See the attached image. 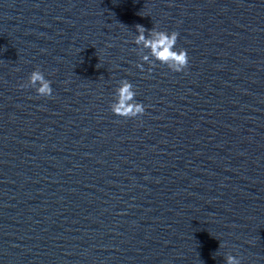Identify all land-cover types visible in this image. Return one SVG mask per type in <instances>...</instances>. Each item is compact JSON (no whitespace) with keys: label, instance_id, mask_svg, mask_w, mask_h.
I'll use <instances>...</instances> for the list:
<instances>
[{"label":"water","instance_id":"1","mask_svg":"<svg viewBox=\"0 0 264 264\" xmlns=\"http://www.w3.org/2000/svg\"><path fill=\"white\" fill-rule=\"evenodd\" d=\"M138 24L186 67L142 60ZM229 256L264 264V0H0V264Z\"/></svg>","mask_w":264,"mask_h":264},{"label":"clouds","instance_id":"2","mask_svg":"<svg viewBox=\"0 0 264 264\" xmlns=\"http://www.w3.org/2000/svg\"><path fill=\"white\" fill-rule=\"evenodd\" d=\"M137 30L139 33L136 38L137 42L145 44L148 48V52L143 54L142 60L166 64L176 72L182 71L186 67L188 63L187 50L175 47L179 35L177 32L153 29L150 30V36H145V29L139 24ZM153 46L155 52L152 51ZM51 83L42 71L36 69L29 76L27 84L23 86L31 85L38 95L50 96L52 94ZM136 95L132 82L128 79L122 80L119 88L115 90L114 99L110 105L111 111L115 115L126 118L143 114L145 107L142 102L136 101ZM228 264H240V260L235 256H229Z\"/></svg>","mask_w":264,"mask_h":264}]
</instances>
